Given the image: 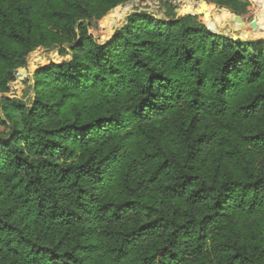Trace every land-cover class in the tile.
<instances>
[{
	"label": "trees",
	"instance_id": "1",
	"mask_svg": "<svg viewBox=\"0 0 264 264\" xmlns=\"http://www.w3.org/2000/svg\"><path fill=\"white\" fill-rule=\"evenodd\" d=\"M137 1L0 0V264H264V13Z\"/></svg>",
	"mask_w": 264,
	"mask_h": 264
},
{
	"label": "rangeland",
	"instance_id": "2",
	"mask_svg": "<svg viewBox=\"0 0 264 264\" xmlns=\"http://www.w3.org/2000/svg\"><path fill=\"white\" fill-rule=\"evenodd\" d=\"M163 3L167 1H171L172 5L175 7V11L178 15H183L187 13V7L193 5L194 10L191 12H198L201 10L200 1L204 0H161ZM209 6L205 8L203 13L207 19V23L210 27H215L219 32H223L225 34H229L235 38H241L245 40L247 38V32L250 27V21L256 19V17L260 13H264V0H250V4H244L235 1H226L222 4L220 2H216L215 0H208ZM126 10L124 12V16L128 13L134 11L135 9L139 10H147L150 12L157 13L158 15L165 14V8L160 5L159 8L154 6V4L150 3L148 0L144 1H137V2H130L126 4ZM124 8V7H123ZM225 10V12L232 15L229 20H221L218 18L219 13ZM105 19V18H104ZM100 20V28H109L105 20ZM123 22V19L116 21L113 20L112 27L119 26ZM66 58H69L67 56ZM62 56L57 49H53L50 51H37L33 56L30 57V62L28 63L27 74L24 72L25 77L30 76L32 77V73L38 66H43L49 60H53L57 63L62 62L66 59ZM30 84V83H29ZM27 87L28 83L25 84L22 80L16 81L12 84L11 91L7 94L8 96H16L21 100L26 101L28 98L27 95ZM1 98V95H0Z\"/></svg>",
	"mask_w": 264,
	"mask_h": 264
}]
</instances>
